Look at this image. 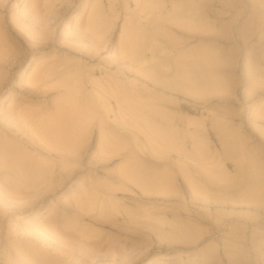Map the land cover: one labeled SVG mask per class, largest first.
Returning a JSON list of instances; mask_svg holds the SVG:
<instances>
[{
	"label": "rangeland",
	"instance_id": "374dc122",
	"mask_svg": "<svg viewBox=\"0 0 264 264\" xmlns=\"http://www.w3.org/2000/svg\"><path fill=\"white\" fill-rule=\"evenodd\" d=\"M11 146L0 264H264V0H0Z\"/></svg>",
	"mask_w": 264,
	"mask_h": 264
},
{
	"label": "bare ground",
	"instance_id": "6f19581e",
	"mask_svg": "<svg viewBox=\"0 0 264 264\" xmlns=\"http://www.w3.org/2000/svg\"><path fill=\"white\" fill-rule=\"evenodd\" d=\"M177 7H178V5H177ZM174 8H175V7H174ZM138 48H139V47H137L136 49L139 50ZM132 51H133V52H131V55H130V56H131L132 59H133L132 54H133V53L135 54V52H134L135 49L132 50ZM137 52H138V51H137ZM129 54H130V53H129ZM134 54H133V55H134ZM140 54H141V52H140ZM135 55H136V54H135ZM135 55H134V57H135V59H136V57L139 56V55H137V56H135ZM149 58H150L149 56H147V57H142V58L140 59V61L138 62V64H139V65H142V66H143V64L145 65L147 62H149ZM151 59H152V58H150V60H151ZM133 60H134V59H133ZM133 60H132V61H133ZM135 66H136V65H135ZM146 66H147V64H146ZM137 68H138V67H137ZM141 68H143V67H141ZM141 68L139 67L138 70L140 69V71H142ZM144 68H145V67H144ZM144 68H143V71H142V72H145V71H144ZM77 87H78V86H77ZM79 87H80V86H79ZM79 87H78V88H79ZM95 87H96V86H95ZM93 88H94V87H93ZM102 91H103V90H100V89L97 88V87L94 89L95 96H96V98L98 99V101H99V105H100L101 108H102V110H101L100 108H98V110H101L100 112L97 110L98 113L100 114V115H99V114H98V115L101 116V118L104 117V118H103L104 120L101 119V121H103V122H101V123H105V118H106V119L109 118V119H110L111 121H113V122L115 123V125L117 126V124H116V123H117V116H116V113H114V116H113V117L110 115V112H112L114 109H112L111 106H110V104H109L107 101H105V97H104ZM93 96H94V95H93ZM122 107H123V106H122ZM123 109H124V108H123ZM118 110L122 112V110H121V106H120V105L118 106ZM97 111H96V114H97ZM135 120H136V119H135ZM106 121H107V120H106ZM162 121H163V120H162ZM169 122H170V121H169ZM148 133H149V132H148ZM145 135L148 137L147 134H145ZM151 135H154V134L151 133ZM131 136H132V135H131ZM133 137H134V135H133ZM154 137H155V136H154ZM134 138H136V137H134ZM149 138H150V137H149ZM133 140H134V139H133ZM134 141H135L134 143L138 142V141H136V139H135ZM157 143H158V142H157ZM159 143H160V142H159ZM159 143H158V144H159ZM161 143H162V142H161ZM34 145H35V144H34ZM36 145H37V144H36ZM162 146H163V145H162ZM165 146H167V144H165ZM165 146H164V147H165ZM5 147H8V145L5 146ZM9 147H10V145H9ZM42 147H43V146H42ZM12 148H13L12 146H11V149H10V148H6V149H5V150H6V153H5L4 151H2V152H0V153H1V154H7V155H8V153H9V154L13 155V154H15V152L12 154V152L14 151V148H13V150H12ZM165 148H166V147H165ZM0 149H1V148H0ZM43 149H44V147H43ZM137 149H138L139 151H141V152H142V151L144 152V147H143L142 145H140V144H139V145L137 144ZM9 150H12V152L10 151L11 153H10V152L7 153V151H9ZM167 150H168V149H167ZM169 150H170V149H169ZM46 151H47V150H46ZM49 152H50V151H49ZM49 152H48V153H49ZM131 152H132V150H131ZM135 152H136V151H135ZM135 152L132 153L133 155L135 154L134 157H135L136 159H138L139 162H141V161L144 162V161H145V162H144V165H146V164H145V163H146V160L139 159V158H140V154H139V152H137L139 155H138L137 153H135ZM158 152H160L159 154H161V155L164 154V153L162 154L161 151H158ZM50 154H51V153H50ZM58 154H59V153H58ZM136 154H137V155H136ZM142 154H143V153H142ZM145 154H146V153H145ZM165 154H166V153H165ZM11 155H9V156H11ZM61 155H62V154H61ZM130 155H131V154L129 153V156H130ZM157 155H158V154H157ZM143 156H145V155H143ZM138 157H139V158H138ZM135 158H133V161H134ZM142 158H143V157H142ZM129 159H130V158H129ZM130 161H132V157H131ZM133 161H132V162H133ZM138 161H135L136 164L139 163ZM11 162H12V161H11ZM14 162H15V163H14ZM18 162H19V161H18ZM135 162H133V163H135ZM13 163H14V164H13ZM16 163H17V162L14 160L11 164H12V166L15 165L16 167H15V166H14V167L17 168V167L19 166L18 164H19L20 162H19L18 164H16ZM142 165H143V164H142ZM10 166H11V165L9 164V167H10ZM14 167H11V168H14ZM184 167H185V165H184ZM184 167L180 165V169H181L183 172H185V171L188 172V171H187L188 169L186 170ZM188 168H190V167L188 166ZM189 171H190V170H189ZM116 172H117V171H116ZM183 172H182V173H183ZM117 173L119 174V172H117ZM120 173H121V171H120ZM188 174H190V173L188 172ZM115 175H117V174L115 173ZM119 175H121V174H119ZM122 175H123V177H125V176L127 177V174L125 175V173H123V172H122ZM122 175H121V176H122ZM117 176H118V175H117ZM115 177H116V176H115ZM126 177H125V178H126ZM128 177L130 178L129 175H128ZM128 177H127V178H128ZM127 178H126V179H127ZM126 179H125V181L127 182ZM118 180L123 181V179H122L121 177H118ZM101 202H102V201H101ZM102 205H103V204H102ZM101 207H102V206L100 205V208H101Z\"/></svg>",
	"mask_w": 264,
	"mask_h": 264
}]
</instances>
